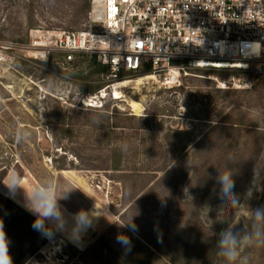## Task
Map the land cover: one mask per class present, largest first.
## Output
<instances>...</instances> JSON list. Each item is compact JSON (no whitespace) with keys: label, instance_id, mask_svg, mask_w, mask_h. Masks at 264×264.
I'll return each mask as SVG.
<instances>
[{"label":"rangeland","instance_id":"rangeland-1","mask_svg":"<svg viewBox=\"0 0 264 264\" xmlns=\"http://www.w3.org/2000/svg\"><path fill=\"white\" fill-rule=\"evenodd\" d=\"M90 7L91 0H0V221L13 264H227L220 234L245 235L252 210L264 208V67L185 64L187 75L174 84V73L131 74L107 90L103 108L86 109L82 98L105 84L96 58L71 65L55 56L48 65L30 46L44 32H95ZM117 93L124 100H113ZM130 100L141 103L140 114ZM225 170L235 207L221 197ZM12 171L27 189L46 179L57 194L71 187V198L59 201L69 215L104 213L79 243L48 220L45 235L11 197ZM243 258L264 264V246H243L235 264Z\"/></svg>","mask_w":264,"mask_h":264},{"label":"built area","instance_id":"built-area-1","mask_svg":"<svg viewBox=\"0 0 264 264\" xmlns=\"http://www.w3.org/2000/svg\"><path fill=\"white\" fill-rule=\"evenodd\" d=\"M89 25L96 31L41 33L30 47L42 50L35 57L43 62L59 54L71 65L79 55L95 57L109 67L108 80L114 82L124 72L177 73L178 79L182 72L187 75L185 64L242 71L264 67V0H91ZM113 86L84 96L83 106L103 108Z\"/></svg>","mask_w":264,"mask_h":264},{"label":"clouds","instance_id":"clouds-1","mask_svg":"<svg viewBox=\"0 0 264 264\" xmlns=\"http://www.w3.org/2000/svg\"><path fill=\"white\" fill-rule=\"evenodd\" d=\"M51 89V88H50ZM27 135V134H25ZM16 140L19 142L22 139V134L18 131ZM127 145H123L122 150H127ZM22 177L19 173L12 171L9 174V182L6 185L9 189L23 188L25 194V207L32 214L36 215L33 227L41 230L45 235L50 234V230H46L45 220L52 222L54 227L58 230H64L67 227L65 213L66 209L59 203L60 200H69L71 198L72 189L66 187L59 190L58 184L52 179H46L43 182H38L30 189L25 188L22 183ZM217 182L221 186V197L226 198L231 202L233 207L239 204V200L233 194L235 182L233 174L230 170L222 172ZM251 196V190L248 193ZM73 218V225L71 226L70 239L74 243H79L81 234L86 232L92 226V222L98 216L96 210L91 212L81 209L75 214H70ZM253 225L252 230L245 235L240 236L231 230H227L220 234L218 242V255L225 258L227 264H235L240 258V250L243 246H264V208H256L251 212ZM259 222V223H257ZM122 226H129L123 224ZM117 241L122 244H129L127 237L118 236ZM10 241L4 230L3 222L0 221V264H13L12 257L9 253ZM242 264H247V258L242 259Z\"/></svg>","mask_w":264,"mask_h":264},{"label":"bare ground","instance_id":"bare-ground-1","mask_svg":"<svg viewBox=\"0 0 264 264\" xmlns=\"http://www.w3.org/2000/svg\"><path fill=\"white\" fill-rule=\"evenodd\" d=\"M147 79H151V80H153L155 77L153 76V75H144ZM177 77H178V74L177 73H174V76L171 78V80H172V82H171V84H174V83H177L178 81H177ZM212 78V77H211ZM145 79V78H144ZM135 82V81H134ZM140 83V82H139ZM116 88H118V87H116ZM116 92V91H115ZM123 94V93H122ZM114 98L115 99H117V100H124V98H123V96L121 95V93H117L115 96H114ZM128 106L134 111V112H136V113H139L140 114V112L143 110V107H142V105H141V103H139V102H137V101H135V100H130V101H128ZM24 180V179H23ZM25 181V180H24ZM82 182H84V181H82ZM22 183V182H21ZM85 183V182H84ZM21 188H16L13 192H12V194H11V197L13 198V199H15V200H17L20 204H22V205H24L25 206V203H26V201H25V199H19L18 198V194H19V192L21 191L20 190ZM20 195H22V194H20ZM18 202H16V203H18ZM92 210H94V209H90L89 211L91 212ZM99 212H98V216H97V218H95L94 220H93V222H92V226L90 227V228H92L94 225H95V223L97 222V220H99V218L103 215V213H104V211H103V209L102 208H99V210H98ZM31 213V212H30ZM36 216V215H35ZM65 219H66V223H67V227L64 229V230H59L64 236H66V237H70V232H71V226L73 225V223H74V221H73V218H72V215H69L67 212L65 213ZM49 222V224H50V226H53L54 227V225L52 224V222H50V221H48ZM52 227V228H53ZM55 228V227H54ZM89 229V228H88ZM87 229V230H88ZM58 230V229H57ZM87 232V231H86ZM86 232H84V233H82L81 234V238L80 239H82L83 238V236H84V234L86 233ZM70 239V238H69ZM72 242H73V240L72 239H70Z\"/></svg>","mask_w":264,"mask_h":264},{"label":"trees","instance_id":"trees-1","mask_svg":"<svg viewBox=\"0 0 264 264\" xmlns=\"http://www.w3.org/2000/svg\"><path fill=\"white\" fill-rule=\"evenodd\" d=\"M58 57H59V59L60 58H62L63 60L65 59V56L63 54H59ZM80 57L85 58V57H88V56H86V55H79V57H77V58H80ZM52 60H53V58L51 57L50 58V61H52ZM93 60H94L93 62L96 63L97 66H98V68L96 69L95 72L98 73V74H100V75H105L103 77V81L105 82V84L102 87L96 88V91H94L93 93H89L88 95H94L98 91H100L101 89H103V88L111 85L112 83H114V81L108 80V76L110 75V69H109V67H107V66L103 65L102 63L98 62L96 59H93ZM50 61L49 62H45L44 64H48V65H54L55 64V63H52ZM214 74H217V73H214ZM129 75H131V73L124 72V73L121 74V77L129 76Z\"/></svg>","mask_w":264,"mask_h":264}]
</instances>
